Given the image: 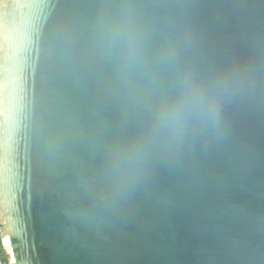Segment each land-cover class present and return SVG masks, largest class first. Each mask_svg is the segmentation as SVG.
Returning <instances> with one entry per match:
<instances>
[{
  "label": "water",
  "instance_id": "95a60500",
  "mask_svg": "<svg viewBox=\"0 0 264 264\" xmlns=\"http://www.w3.org/2000/svg\"><path fill=\"white\" fill-rule=\"evenodd\" d=\"M20 227L16 264H264V0H0Z\"/></svg>",
  "mask_w": 264,
  "mask_h": 264
},
{
  "label": "snow or ice",
  "instance_id": "6c2138e0",
  "mask_svg": "<svg viewBox=\"0 0 264 264\" xmlns=\"http://www.w3.org/2000/svg\"><path fill=\"white\" fill-rule=\"evenodd\" d=\"M16 211L17 209L14 208L11 210V213L16 212ZM10 232H11V236L5 237L4 242L6 244H11L12 239L16 240L15 251L13 252V260H12V264H16L15 255L16 253L20 252L21 248L27 247L28 240L25 236L24 229L22 227L10 229ZM25 259H27V257L22 255V260H25Z\"/></svg>",
  "mask_w": 264,
  "mask_h": 264
},
{
  "label": "built area",
  "instance_id": "2783aa9c",
  "mask_svg": "<svg viewBox=\"0 0 264 264\" xmlns=\"http://www.w3.org/2000/svg\"><path fill=\"white\" fill-rule=\"evenodd\" d=\"M0 264H9V260L6 255V249L4 247L3 237L0 236Z\"/></svg>",
  "mask_w": 264,
  "mask_h": 264
},
{
  "label": "clouds",
  "instance_id": "9594fccd",
  "mask_svg": "<svg viewBox=\"0 0 264 264\" xmlns=\"http://www.w3.org/2000/svg\"><path fill=\"white\" fill-rule=\"evenodd\" d=\"M201 98H202V101H207L209 106L215 107V101L211 97H206L203 93H201ZM170 108L174 110L175 106L172 105L170 106Z\"/></svg>",
  "mask_w": 264,
  "mask_h": 264
}]
</instances>
